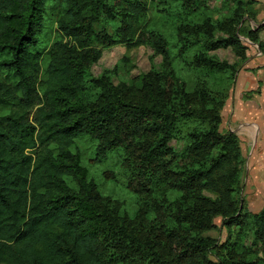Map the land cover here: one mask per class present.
<instances>
[{
  "label": "trees",
  "instance_id": "1",
  "mask_svg": "<svg viewBox=\"0 0 264 264\" xmlns=\"http://www.w3.org/2000/svg\"><path fill=\"white\" fill-rule=\"evenodd\" d=\"M153 1L0 0V264H264V207L244 210L246 157L221 129L251 9L166 0L149 19ZM263 29L246 36L264 47ZM119 43L152 44L162 68L140 88L115 85L110 71L87 79ZM228 47L237 62L212 53ZM84 138L103 155L126 153L134 212L89 177ZM217 217L253 230L259 252L232 245L224 256L206 234Z\"/></svg>",
  "mask_w": 264,
  "mask_h": 264
},
{
  "label": "rangeland",
  "instance_id": "2",
  "mask_svg": "<svg viewBox=\"0 0 264 264\" xmlns=\"http://www.w3.org/2000/svg\"><path fill=\"white\" fill-rule=\"evenodd\" d=\"M241 1L244 2L248 9H251L249 15L252 17L246 15L245 19L247 20L243 25H240V28L242 27L241 38L247 43L248 41L245 38L247 37L246 34L249 29L258 28L262 22L257 19L256 16L254 17V14L257 15L262 7L260 6V8L258 6L257 0H254L255 2L252 4L249 3V1L252 0ZM208 2L209 5L216 10L217 14L221 15L227 13V11L234 6L236 0H208ZM165 6H167L166 0H154L150 6L148 18L152 19L159 17L160 14H162L161 9ZM100 20L101 24L110 31L114 30L119 24L118 20L109 16L102 15ZM161 23L162 21L159 24ZM154 25L155 27L158 26L157 24ZM212 53H216L222 59L230 63L237 62L239 58L231 47L221 48ZM163 63V54L158 53L152 44L143 43L133 46L119 43L104 47L100 58L86 69L85 75L87 79H90L98 77L106 71H110L109 75L115 85L126 83L140 88L145 74L154 69H161ZM35 110L34 108L33 113ZM78 142L79 150H81L83 155V164L88 168L89 177L98 184L101 192L104 195L113 197L115 201L119 199L123 202L125 208L134 212L141 196L135 191L137 183H130L129 169L125 165L126 153L119 151L117 153L109 152L103 155L98 150L99 146L96 142L87 138L81 139ZM171 145L177 151H182L186 145V141L174 139L171 141ZM246 176L247 171L245 167L244 210L259 212L264 207V186L260 189V186L246 184ZM204 193L206 195L209 194L208 192ZM215 223V228L207 231L206 234L217 238L220 244L225 243L226 247L221 250L224 256L226 255V249L233 246L259 252L261 245L255 243L253 230L241 229L237 225H224L221 217H217Z\"/></svg>",
  "mask_w": 264,
  "mask_h": 264
},
{
  "label": "crops",
  "instance_id": "3",
  "mask_svg": "<svg viewBox=\"0 0 264 264\" xmlns=\"http://www.w3.org/2000/svg\"><path fill=\"white\" fill-rule=\"evenodd\" d=\"M257 1L262 8L256 17L264 24V0ZM263 33L264 30L259 34L262 42ZM245 39L246 58L222 109L221 128L238 134L246 157V184L261 189L264 186V49L260 43Z\"/></svg>",
  "mask_w": 264,
  "mask_h": 264
},
{
  "label": "built area",
  "instance_id": "4",
  "mask_svg": "<svg viewBox=\"0 0 264 264\" xmlns=\"http://www.w3.org/2000/svg\"><path fill=\"white\" fill-rule=\"evenodd\" d=\"M263 49H264V47H263Z\"/></svg>",
  "mask_w": 264,
  "mask_h": 264
}]
</instances>
